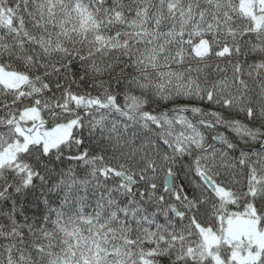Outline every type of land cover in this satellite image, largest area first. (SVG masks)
I'll list each match as a JSON object with an SVG mask.
<instances>
[{"label": "snow or ice", "instance_id": "6c2138e0", "mask_svg": "<svg viewBox=\"0 0 264 264\" xmlns=\"http://www.w3.org/2000/svg\"><path fill=\"white\" fill-rule=\"evenodd\" d=\"M0 264H264V0H0Z\"/></svg>", "mask_w": 264, "mask_h": 264}]
</instances>
